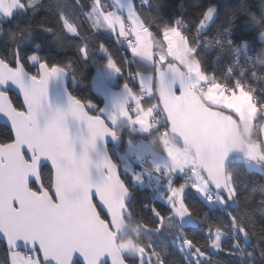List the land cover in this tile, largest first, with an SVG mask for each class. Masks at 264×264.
<instances>
[{"label":"snow or ice","instance_id":"1","mask_svg":"<svg viewBox=\"0 0 264 264\" xmlns=\"http://www.w3.org/2000/svg\"><path fill=\"white\" fill-rule=\"evenodd\" d=\"M76 2L83 6L80 0ZM141 2L147 4L148 0ZM40 3L41 0H0V15L11 18L13 9L31 10L34 15L39 10ZM214 14V7L204 11L197 22L198 34L208 26ZM85 16L92 29L106 27L112 29L118 39L122 37L121 42L127 44L133 57L153 39H159L170 52L190 48L186 64L191 69V75L187 81L178 78L167 58L154 56L153 61L157 67L153 76L145 79L137 72H129L128 77L137 81L138 89L131 87L126 77L124 100L116 102L115 111L106 119L103 115L90 111L95 107L91 101L71 96L67 111L51 109L50 106L48 111H45L50 80L59 78L64 73H72L75 79L73 62L50 63L38 53H33L27 60L37 63L38 70L30 75L19 47L14 50L11 59L0 56V113H5L10 118L12 126L11 138L0 142V234L6 238L11 264H46L49 258L54 259L57 264H70L79 232L86 223L95 222L101 229H106L107 234H111L115 228L112 221L117 213L131 214L132 210L126 205L128 188L118 175L115 163L104 157L97 165L101 170L100 179L94 181L90 174L93 162L88 154L89 149L95 150L97 140H103L109 134L114 138L120 135L116 129L109 127L108 120L116 124L117 120L123 117L144 132H158L161 143L166 145L165 153L171 161V166L166 165L165 170L170 178L168 199L174 216L183 219L193 215V210L184 201L185 189L189 187L204 194L209 200L212 199L209 192L213 186L216 189H224L228 198L239 203V189L232 181L231 174H226L224 170L226 150L221 153L216 163L189 170V161L174 146L169 145L168 136L169 133H174L184 139L190 138L188 109L195 100L196 92L200 93L201 99L210 109L233 118H238L239 114L231 107L210 98L216 88L223 89L225 96L246 92L259 110L257 117L264 116V99L258 97L255 89L245 81L233 79L230 83L227 80L222 83L214 72H207L199 66V42L190 40L185 31L186 24L181 19L171 25L157 24V31L153 32L151 25H146L140 20V10L135 7L133 0H129L126 14L109 8L102 0H93L91 11L86 12ZM252 18L255 20V16ZM232 19L234 20L235 16ZM58 22L61 26L60 32L45 24L40 27L46 32L54 33L57 41L61 36H66L68 45H75L81 59L89 58L92 49L72 16L61 11ZM23 31H27L31 37L28 28ZM231 31V27L225 29V32ZM19 35L22 33L10 32L13 40ZM261 35H264V32ZM73 37L78 38L79 42L73 40ZM206 40L211 43L210 38ZM217 43L233 44L230 39L224 42L217 40ZM99 50L108 56L107 66L113 72L123 73V66L118 65L103 44L99 45ZM161 64L172 72L171 80L166 79L165 72L160 69ZM153 80L158 81V87L153 86ZM9 81L22 90V106L14 103L11 96L4 91ZM205 92L208 96L204 95ZM41 116L45 118L43 126L40 123ZM70 116L87 125V137H74L70 133L67 123ZM161 122L165 124L162 128ZM77 139L83 145V152L79 156L75 151ZM41 157L50 158L53 166L50 171L39 167ZM250 158L264 156L253 151ZM105 169L106 172L103 171ZM159 170L160 167L157 166L156 171ZM184 172H187L184 182L173 184L172 180L176 174ZM30 177L33 178L31 186ZM60 177L75 178L78 181L79 192L76 196L69 197L66 194ZM153 211L157 222L146 226L149 231L155 233L172 226L171 217L161 215L156 209ZM229 215L232 227L245 237L249 236V226L242 221L237 225L239 217L231 213ZM209 232L214 235L208 246L243 258L245 252L239 243H235L232 249L223 247L221 237L224 233L219 226L209 224ZM21 240L26 244L23 252L17 246V242ZM184 244L192 251L195 264H202L204 260L210 259L203 250L204 246L187 235L184 236ZM235 249H239V252L234 251ZM165 253L166 249L161 251L149 244L142 249L138 264H167ZM105 254L110 256L111 264H125V257L104 238L98 241L92 251L83 252V257L86 264H99ZM247 255L251 256L252 253L248 252ZM260 255L264 257V251H261Z\"/></svg>","mask_w":264,"mask_h":264},{"label":"trees","instance_id":"2","mask_svg":"<svg viewBox=\"0 0 264 264\" xmlns=\"http://www.w3.org/2000/svg\"><path fill=\"white\" fill-rule=\"evenodd\" d=\"M92 2L93 0H80L83 5L81 7L76 0H41L40 5H38L39 10L34 15L31 10L17 9L11 18L1 17L0 56L11 59L14 50L19 47L25 57L26 69L31 74H35L38 70L37 63L27 60V57L33 53H38L50 63L56 61L73 62L76 71L75 79L73 74L69 73L68 86L71 92L76 98L91 101L95 107L91 108L90 111L103 115L101 108L104 104V98L92 86L95 69L108 61V57L99 50L100 44L108 49L109 54L118 65L123 66V77L119 79V83L126 82L130 70L155 73L157 66L132 57L130 53L127 55L131 60L130 66H128L127 57L123 55L120 46L112 38L115 34L101 33L90 27V21H88L85 13L91 11ZM133 2L135 7L140 10L141 20L144 24L151 25L153 32L157 31V24L171 25L177 19H181L186 24L185 31L192 42L198 41L196 29L201 15L211 5L216 4L218 6L216 18L200 33L222 34L230 40L241 42L252 53L264 50V41L259 37L260 33L264 31V0H151L149 7H146L141 0H133ZM102 3H106L112 9L109 0H102ZM61 11L72 16L81 34L87 38V42L92 49L89 58L81 59L75 45H68L66 36H61V39L57 41L54 33L46 32L40 27L41 24H45L60 32L61 26L58 21ZM233 16H235L234 20L232 19ZM253 16H255V20L252 18ZM230 27L232 31L228 32L227 36L225 29ZM25 28L31 31V37L28 36L27 31H23ZM10 32L22 33V35L13 40ZM72 39L79 42L78 38L73 37ZM37 45H39L38 48ZM199 45L197 56L200 66L205 71L214 72L222 83L225 80L230 83L235 79V76L234 78L226 77L230 54L218 59L216 52L205 48L200 42ZM254 69L259 74H264L263 66L256 65ZM246 81L254 87L258 94L264 97V92L261 91L264 90V87L261 82L252 81L249 77ZM131 85L138 88L137 82ZM154 87H157L156 80H154ZM9 93L14 103L18 106L23 105L18 96L11 91ZM234 119L239 124L241 134L249 143L248 153L255 151L260 156H264V142L261 131L263 117L260 116L255 119V126L249 137L245 135L239 119ZM109 125L120 133L117 141L109 144V151L120 167L122 179L132 194L131 201L128 204L132 211L126 221L131 228L128 237H132L135 248H132L133 251L130 254L124 253L129 264H138L139 257L137 253L149 244L154 245L161 251L166 249L165 259L167 264H195L192 251L184 244L185 235L204 246L203 250L209 255L210 259L204 260L202 264H264V257L260 255L261 251H264V158L249 159L237 156L235 160L228 164L227 174H231L232 181L239 189V203L233 199L227 200L225 196L219 193V198L222 197L225 202L224 209L216 208L212 202L205 201L194 189L186 188L184 201L193 210L191 216L195 221L183 224L173 215V208L165 200L156 197L155 189H151L147 185H141L130 172L123 171L127 144L131 141L136 142L145 139L152 143L155 149L161 150L158 132L141 133L127 122ZM164 126V122H161L160 127ZM11 136V129L0 123V142L10 139ZM247 161L258 163L260 169H249L246 165ZM43 169L51 170L48 165H45ZM174 182L182 183V180L177 175ZM153 209H156L163 216L171 217L172 226L155 233L149 231L146 226L157 222V216L154 214ZM230 213L239 217L237 225L242 221L249 226V236L245 237L232 227ZM209 224L219 226L226 235L222 241L225 249H232L235 243H239L245 252L243 258L240 255H230L227 251H217L208 246L214 235V233L209 232ZM133 230H138V234H134ZM209 236L211 239H209ZM125 238L127 237L120 240ZM179 243L184 247V251L181 250ZM234 251L239 252V249ZM248 252H251L252 255L248 256ZM0 264H11L9 249L1 240ZM76 264L81 263L77 261Z\"/></svg>","mask_w":264,"mask_h":264},{"label":"water","instance_id":"3","mask_svg":"<svg viewBox=\"0 0 264 264\" xmlns=\"http://www.w3.org/2000/svg\"><path fill=\"white\" fill-rule=\"evenodd\" d=\"M173 67L178 78L185 81L188 80L187 74L180 66L173 65ZM161 71L165 72L167 80L172 79V72L168 71L167 68ZM29 74L31 75V73ZM69 80V73H64L59 78L50 80L48 86V99L45 103L46 112L48 111L49 106L51 107V109H59L63 111L68 110L70 96L75 97L68 86ZM156 82L158 87L159 83L157 80ZM4 91L9 96V91L13 92L21 99L23 104V97L21 94L22 90L14 82L9 81L7 83V86L4 88ZM194 95L195 100L192 102L188 109V125L190 128V138L184 139L180 135L174 133H169V135L174 141L191 151L196 160L198 168H204L209 163H216L221 153L226 150L227 155L224 159V170L227 174L228 164L235 157L238 156L250 159V154L247 151L249 143L247 139L241 134L239 124L234 118H232L231 116H226L223 112H216L213 109H210L204 102V100L201 99L199 92L194 93ZM0 123L12 129L10 118L5 113H0ZM40 123L41 126L45 124V118L43 116L40 117ZM67 123L69 131L74 137H87L89 135L87 125L85 123L77 121L71 116L68 118ZM109 127L111 126L109 125ZM116 141L117 138H114L109 134L103 140H97L95 150L89 149L88 154L93 162L90 167V174L94 181H98L101 177V170L97 168V165L102 162L104 157H107L116 164L118 175L126 185L121 176V169L114 161L109 151V144L115 143ZM75 151L78 156L83 152V145L79 142V139H77V142L75 144ZM38 165L41 169H43L45 165H48L51 169L53 167L51 160L48 157H41ZM103 171L106 172L107 170L105 169ZM59 180L69 197H74L78 194L79 183L75 178L60 177ZM32 182L33 178L30 177V186ZM126 187L128 188L127 185ZM72 188H75L76 194L70 196L69 190ZM212 189L225 196L227 200H231L227 197L224 189H216L214 186ZM131 196V191L128 188V195L126 196L127 206L131 201ZM129 216L130 214L117 213L112 221V223L115 225V228L111 234H107L106 229H101L100 226L95 222L86 223L79 232L75 246L76 250L72 254L70 264H76L77 261H79L81 264H86L83 257V252L92 251L101 238H104L111 247L118 250L120 254L125 257L123 251L119 247V241L121 238L128 237L130 235L131 228L126 221ZM0 240L7 245L6 238H4L2 234H0ZM17 246L19 250L25 251L26 249V244L22 240L17 242ZM46 264H57V262L54 259L49 258ZM99 264H111L110 256L108 254H105V256L99 260ZM125 264H129L127 260L125 261Z\"/></svg>","mask_w":264,"mask_h":264},{"label":"crops","instance_id":"4","mask_svg":"<svg viewBox=\"0 0 264 264\" xmlns=\"http://www.w3.org/2000/svg\"><path fill=\"white\" fill-rule=\"evenodd\" d=\"M109 1L111 2L112 9H114V0H109ZM3 16H5V15H2V17ZM140 20H141V18H140ZM96 30L98 32H101V33L115 34V32L112 29H109L106 27H101V28L96 29ZM262 40L264 41V39H262ZM130 54H131V52H130ZM134 57L137 59H141V60L146 61V58L143 55L142 50H140V52ZM121 77H123V73L113 72V70L107 66V63L102 65V66H98L95 69V72H94V75L92 78V86H93L94 90L96 92H98L100 95H102V97L104 98V104L102 106L103 107L102 108V111H103L102 114H104V117L106 119L111 115V113L113 111H115V104L117 102V98H116L117 93L124 87V85L126 83V82L119 83V79ZM149 77H152V75H150ZM149 77H144V78L148 79ZM130 86L133 87L131 84H130ZM153 86H154V80H153ZM117 87H118V89H117L118 91L116 90ZM135 89H138V88L136 87ZM204 95L208 96V93L205 92ZM210 98L213 99L217 103H223L224 105L231 107L236 113H238L239 114L238 119L241 123L242 129H243L245 135L248 137L251 135V133L254 129V126H255V119L257 118V109L251 101V96H249L244 91H241L240 94H238V95L233 94L230 96H225L223 89L218 87L211 93ZM108 122L111 125H117V124H120L122 122H127L130 124V122L123 117L119 118L117 120L116 124H112L110 120H108ZM130 126L133 127L135 130L141 132V133H149V132H144V131L140 130L139 126H133L131 124H130ZM261 131H262V138H263V142H264V117H263V123H262ZM159 142L161 144V148H162L161 150L155 149L153 147L152 143L148 142L145 139H140L136 142H132V141L129 142L127 144L126 151H125L126 161L123 162L124 172L128 171L133 175V178H136L137 174H138L137 170L142 167L139 164L140 159H138L139 158L138 156L141 154L143 155L144 153L147 154L145 157L147 159V163H144V164L156 167L153 164L152 160L155 158L157 151L162 152L166 155V153H165L166 145L161 143L160 138H159ZM168 142H169V145H172L174 147L176 146L174 143H172V141H168ZM175 148L178 152H180L181 154H183L187 158V160L189 161V164H195L194 163L195 161H194V159H193V157L189 151H187L186 149H182L181 147H175ZM168 159H169V157H168ZM246 165L249 169H260V165L258 163L253 162V161H247ZM196 192L199 195H201L202 197L204 196V194L200 193L199 191H196ZM219 200H220V202L225 204L224 199L222 197Z\"/></svg>","mask_w":264,"mask_h":264},{"label":"rangeland","instance_id":"5","mask_svg":"<svg viewBox=\"0 0 264 264\" xmlns=\"http://www.w3.org/2000/svg\"><path fill=\"white\" fill-rule=\"evenodd\" d=\"M128 6H129V0H114V9L113 10H119L121 12V14H126ZM210 7H214L215 8V14H214V17H213L212 21L208 24V26L214 21V19L216 18L217 14H218V6L216 4L211 5ZM16 10L17 9H13V13ZM0 17H2V15H0ZM261 33H260L259 37L261 39H264V35H261ZM199 47H200V45H199ZM141 50H142V53L145 56L147 62L152 63L155 66H157L156 63H154V61H153V57L154 56H163V57L167 58L168 63H170L172 65L180 66L185 71V73L187 74V78L189 79V77L191 75V69L189 67H187L186 62L189 60V53L191 52L190 48L182 50V51L181 50H177L176 52H170L168 50V48L160 40L153 39L150 44L145 45L144 47L141 48ZM101 53L105 54L102 51H101ZM199 66H200V62H199ZM160 69L161 70L166 69V66L164 64H161L160 65ZM137 73H139L143 77H149L150 75L153 76V74H154V73H148V72H144V71H138ZM117 89H118V87L116 88V90ZM125 94H126V91H125V88L123 87L117 93V97H116L117 101L124 100ZM251 101H252V98H251ZM254 106L257 109V106L255 104H254ZM102 108H101V113H103ZM258 111L259 110L257 109V112ZM103 116H104V114H103ZM262 117H264V116H262ZM168 141H172V143H174L176 145L175 147H181L182 149H186L187 151H189L190 154L192 155L194 161H195L194 162L195 164H193V165L195 166V168H198L196 166L197 165L196 164V160H195L193 154L191 153V151L189 149L181 146L179 143L174 141L170 137V135L168 136ZM146 155L147 154L144 153L143 155L141 154V155L138 156L139 157L138 159H140L139 160V164L142 166L140 169L137 170V173H138L137 176L139 177V179H138L139 181L138 182L141 185L144 186V185H147V181H150L151 179L156 180L157 184H158V187L154 190V192L156 194V197L160 198L162 200H165L171 206V203L169 202V199H168L169 192H170V187H169L170 178L167 175L166 170H165V166L166 165H168L169 167L171 166V161H170V159H168V157L164 153L157 151V154H156L155 158L152 160L153 164L156 167L157 166L160 167V170L156 171V167H153L151 165L143 164V160L146 159L145 158ZM175 178H176V176H175ZM175 178L172 180V183L173 184H178V183L174 182ZM219 199H221V197ZM175 217L178 218L183 224L195 221V219L191 215L185 216L183 219H181L178 216H175ZM133 233L134 234H138V230H133ZM225 237H226L225 234L221 237V243L225 239ZM178 245L181 247V250L184 251V247L182 246V244L179 243ZM119 247L121 248L123 253L130 254L131 251L129 249L130 248L131 249L135 248V245L133 244L132 237H127V238H125L123 240H120L119 241ZM20 251H22V250H20ZM141 252H142V249L139 250V252L137 253L138 257L141 255ZM10 259H11V255H10Z\"/></svg>","mask_w":264,"mask_h":264},{"label":"built area","instance_id":"6","mask_svg":"<svg viewBox=\"0 0 264 264\" xmlns=\"http://www.w3.org/2000/svg\"><path fill=\"white\" fill-rule=\"evenodd\" d=\"M150 1L151 0H148V3L144 5L146 7H149ZM226 34L228 36V32ZM196 37H197V40L205 46V48L213 52H216V56L218 59L226 57L227 55L230 54L229 64H228L227 71H226L227 78H231V77L234 78L235 76V79H241L245 81L246 84H248L246 80H248V77H249L252 81L261 82L264 87V74H259L254 69L256 65H260L264 67V50L262 51L260 50V51H256L252 53L251 50L247 46L235 40H232L233 44L217 43V40L221 42L229 40L228 37H224V35L222 34L217 35V34H211L210 32H204V33L197 34ZM112 38L120 46L123 55L127 57L126 58L127 65L130 66L131 60L127 56L130 53V49L128 48L127 44L121 42V40L123 39L122 37L118 39L117 36H113ZM206 38H210L211 43H209L206 40ZM129 72L134 73L135 71L130 70ZM236 73H237V76H236ZM127 78L131 84L136 83L135 80H132L131 77H128V74H127ZM252 88L254 89V87ZM256 94L261 99H264V97H262L257 92ZM143 162H146V159L143 160ZM192 168H195V166L193 164H189V170ZM178 176L184 182L187 176V172L178 173ZM147 186L151 189H156L158 184L155 180H150V181H147ZM209 195L212 196V199L209 200L208 197L204 195L203 198L205 199V201L212 202L216 208H221V209L225 208V204L220 202L219 199H217V194L213 190L209 192ZM209 239H211L210 236H209Z\"/></svg>","mask_w":264,"mask_h":264},{"label":"clouds","instance_id":"7","mask_svg":"<svg viewBox=\"0 0 264 264\" xmlns=\"http://www.w3.org/2000/svg\"><path fill=\"white\" fill-rule=\"evenodd\" d=\"M76 194V190H75V188H72V189H70L69 190V195L70 196H73V195H75ZM130 251H133V249H129Z\"/></svg>","mask_w":264,"mask_h":264},{"label":"bare ground","instance_id":"8","mask_svg":"<svg viewBox=\"0 0 264 264\" xmlns=\"http://www.w3.org/2000/svg\"><path fill=\"white\" fill-rule=\"evenodd\" d=\"M197 166V165H196Z\"/></svg>","mask_w":264,"mask_h":264}]
</instances>
